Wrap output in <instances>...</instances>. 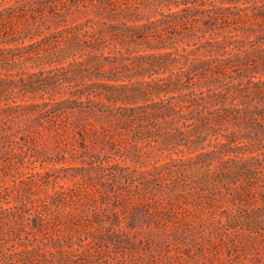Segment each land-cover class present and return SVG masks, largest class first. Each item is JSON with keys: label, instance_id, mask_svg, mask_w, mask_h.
Wrapping results in <instances>:
<instances>
[{"label": "trees", "instance_id": "16d2710c", "mask_svg": "<svg viewBox=\"0 0 264 264\" xmlns=\"http://www.w3.org/2000/svg\"><path fill=\"white\" fill-rule=\"evenodd\" d=\"M254 1L22 0V7L0 9L1 43L13 45L11 49L17 51L31 47L28 55L45 57L50 64L61 66L56 74L39 80L42 87L32 83L33 87L27 88L43 90L47 98L20 105L21 112L12 107L9 115L25 121L33 120V114L39 118L45 115L54 121L62 140L72 136L82 143L92 127L87 123L90 118L110 122L112 144L136 127H149L143 136L163 138V146L177 143L186 134L201 144L216 136L217 147L201 154L210 159L230 153L242 142L262 143L264 0L261 5ZM166 8L168 11H163ZM46 23L50 29H44ZM106 35L121 47L118 52L100 54ZM27 38L30 44H25ZM183 59L184 67L178 68ZM192 86L202 93L191 95ZM176 106L184 111L176 113ZM181 121L189 124L184 133L178 125ZM175 125L176 131L169 134L167 128ZM92 136L98 141L99 135ZM133 149L135 158L151 157L149 151ZM11 152L15 153L14 148ZM169 167L155 164L152 171L139 173L165 172ZM176 167L178 174L183 173L181 166ZM220 169L226 177L233 172L234 180L229 183L238 186L241 167ZM126 177L128 186L135 185L141 196H146L140 183L137 185L140 175L130 172ZM69 193L58 201L64 202L57 210L58 203L51 206L48 197L34 202L19 193L14 196L21 207L5 208L3 202L11 193L8 189L0 191V243L20 241L24 230L16 224L26 222L30 210L38 217V225L48 217L58 221L74 207L69 201L75 196ZM181 197L179 188L166 194L165 201L172 210L169 219L173 220ZM151 201L156 202L154 198ZM32 252L25 248L18 259L3 253L0 264H31Z\"/></svg>", "mask_w": 264, "mask_h": 264}, {"label": "rangeland", "instance_id": "374dc122", "mask_svg": "<svg viewBox=\"0 0 264 264\" xmlns=\"http://www.w3.org/2000/svg\"><path fill=\"white\" fill-rule=\"evenodd\" d=\"M254 3L261 5L262 0ZM12 5L22 7L23 2L0 0V9ZM49 25L44 29H50ZM30 43L25 39V44ZM102 44L103 55L121 48L109 35ZM11 47L0 42V191L11 193L3 206L21 207L15 193L23 198L27 194L34 202L48 197L51 206L71 191L75 200L69 201L74 207L58 221L48 217L38 225V217L30 210L28 220L16 224L24 230L20 241L0 243V256L6 253L18 259L26 248L33 251L31 264H264V141L242 142L230 153L210 159L201 154L217 147L216 136L201 144L186 134L177 143L163 146V138L143 136L149 127H136L112 144L110 122L94 118L87 122L92 127L84 143L72 136L62 140L54 121L45 115L39 118L33 114L30 121L9 115L12 107L21 112L20 105L47 98L43 90L27 88L33 87L32 83L42 87L39 80L56 74L61 66L28 55L31 47L22 51ZM184 62L181 60L178 68L184 67ZM189 92L202 93L194 86ZM175 111L184 110L176 106ZM178 125L183 133L188 130V123ZM177 128L170 126L166 131L172 134ZM92 134L99 135L98 141ZM133 147L139 153L151 152V157L135 158ZM155 164L170 167L165 172L139 173L152 171ZM177 164L183 173L178 174ZM235 166L243 172L238 186L229 183L234 180L233 172L226 177L220 169ZM130 172L140 175L137 185L140 183L146 196H141L135 185L128 186ZM177 188L185 199H178L172 220L165 197ZM140 203L149 205L141 207Z\"/></svg>", "mask_w": 264, "mask_h": 264}]
</instances>
